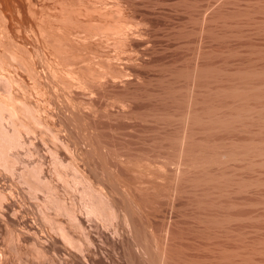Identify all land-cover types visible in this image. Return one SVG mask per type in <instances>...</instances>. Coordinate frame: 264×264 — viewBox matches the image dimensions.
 Segmentation results:
<instances>
[{
    "label": "rangeland",
    "instance_id": "rangeland-1",
    "mask_svg": "<svg viewBox=\"0 0 264 264\" xmlns=\"http://www.w3.org/2000/svg\"><path fill=\"white\" fill-rule=\"evenodd\" d=\"M0 5L6 99L34 132L0 164V264H264V0Z\"/></svg>",
    "mask_w": 264,
    "mask_h": 264
},
{
    "label": "bare ground",
    "instance_id": "bare-ground-1",
    "mask_svg": "<svg viewBox=\"0 0 264 264\" xmlns=\"http://www.w3.org/2000/svg\"><path fill=\"white\" fill-rule=\"evenodd\" d=\"M1 1V0H0ZM11 1H15V0H11ZM33 1V0H32ZM22 3V2H21ZM33 3H35V2H33ZM46 4V3H45ZM2 5V4H1ZM0 5V6H1ZM18 5V4H17ZM101 5V4H100ZM49 6V5H48ZM64 8V7H63ZM2 9H3V6H2ZM20 9V8H19ZM20 11V10H19ZM64 11V10H63ZM3 12V11H2ZM1 12V13H2ZM22 12V11H21ZM20 13V12H19ZM14 14V13H13ZM62 14H63V12H62ZM5 16V15H4ZM20 16H21V14H20ZM66 16V15H65ZM1 17H3V16H1ZM13 17V16H12ZM7 19V18H6ZM68 19V18H67ZM8 20V19H7ZM7 20H4V21H6L7 22ZM14 20V19H13ZM2 22H3V20H2ZM8 22H9V20H8ZM7 22V23H8ZM9 24V23H8ZM8 24H7V26H8ZM73 24V23H72ZM110 25V24H109ZM121 25V24H120ZM7 26H6V24L5 23H3L1 26H0V47L2 46V47H4L5 46V39H6V36H7ZM32 28V27H31ZM26 31L28 30V29H25ZM120 30V29H119ZM8 31H9V29H8ZM44 31H47V30H44ZM11 32V31H10ZM22 32V31H21ZM23 33V32H22ZM26 33H28V31L26 32ZM31 33V32H30ZM35 33V32H34ZM33 33V34H34ZM21 33H19V39H20V36H22L23 34H21ZM32 34V33H31ZM28 35V34H27ZM39 35V34H38ZM41 35H42V37H43V40L46 38V37H44V36H46L44 33H42L41 32ZM33 36V35H32ZM36 36V35H35ZM9 37H11V36H9ZM23 37V36H22ZM38 37V36H37ZM13 38V37H12ZM17 38V37H16ZM37 39V38H36ZM48 39H49V37H48ZM51 39V38H50ZM49 39V40H50ZM9 40H10V38H9ZM33 40V39H32ZM38 41L40 40L39 38L37 39ZM36 40V41H37ZM52 40V39H51ZM54 40H56L57 41V44L60 42V43H62V44H64V45H72L73 46V44H75L76 43V40L75 39H70V40H67V41H64V40H61V39H54ZM7 41V40H6ZM12 41H14V40H12ZM20 41H21V39H20ZM45 41L48 43V40L47 39H45ZM35 42V41H34ZM51 42V41H50ZM14 43H16V42H14ZM18 44L19 45H21L19 42H18ZM18 44H16V45H18ZM38 44V43H37ZM37 44H36V46H37ZM44 44V43H43ZM15 45V44H14ZM38 45H40L41 46V44H40V42H39V44ZM45 45V44H44ZM49 45V44H48ZM47 45V46H48ZM53 45V44H52ZM56 45V44H55ZM55 45H53V46H55ZM59 45V44H58ZM64 45H61V48H62V46H64ZM25 46L26 45H23V48H25ZM39 46V47H40ZM57 46V45H56ZM55 46V47H56ZM60 46V45H59ZM57 47V49H59L60 47ZM45 47V46H44ZM66 47H69V46H66ZM65 47V50H67V48ZM17 48V47H16ZM36 48V47H35ZM42 48V47H41ZM54 48V47H53ZM70 48V47H69ZM73 48V47H72ZM77 49V48H76ZM17 50V49H16ZM18 50H19V47H18ZM21 50V49H20ZM23 50V49H22ZM26 50V49H25ZM43 50V49H42ZM59 50H61V49H59ZM38 51V50H37ZM71 51V50H70ZM69 51V52H70ZM19 52V51H18ZM26 52V51H25ZM36 52V51H35ZM79 52H81L80 50H79ZM29 53V52H28ZM4 54H5V51H3L2 53H1V55H0V85H2V87L3 86H5L4 88H6L7 89V91L5 92V91H1L0 90V164L1 165H3L5 168H7V169H11L12 167H13V173H14V166L15 165H13V163H12V161H14L15 159H16V162L18 163L19 162V160H17L18 159V157L16 158L15 157V159L11 156V154L13 155L14 153H12V152H14L15 150H17V151H19L18 149L19 148H22V147H24V145H26L27 143H25L24 142V140H23V138L25 137V136H23L22 135V133L23 132H26L27 134L28 133H30V132H33V131H31L32 129H30L29 128V126L28 125H26V123H24V122H22L21 121V117H20V115L22 114L20 111H22V110H19V107H16L17 105H14V104H16V103H14V101H13V99L10 101V100H8V99H6V95H7V97H10L11 96V93H12V90L10 91L8 88H10L11 87V82L13 81V79L11 78V74H10V76L7 74V72H8V68H7V66H6V62H5V60L3 59V56H4ZM23 54V53H22ZM46 54V53H45ZM72 54H74V53H72ZM79 54V53H78ZM82 54V53H81ZM11 55V54H10ZM17 55H19L18 53H17ZM17 55H16V53L14 54H12V59L14 60V59H16L17 58ZM21 55V54H20ZM19 55V56H20ZM42 55V54H41ZM39 56V55H38ZM45 56V55H44ZM47 56V55H46ZM22 57H23V55H22ZM42 57V56H41ZM8 59V58H7ZM45 59V58H44ZM12 60V61H13ZM20 61H21V59H19ZM11 61V60H10ZM20 63V62H19ZM52 63V62H51ZM24 64V63H23ZM48 64H50V63H48ZM11 65V64H10ZM15 65V64H14ZM20 65H22V63L20 64ZM11 67V66H10ZM20 67V66H19ZM49 67H51V66H49ZM51 68H53V67H51ZM50 69V68H49ZM32 70H33V68H32ZM47 70V69H46ZM55 70V69H54ZM50 71H52V69L50 70ZM56 71V70H55ZM47 72H49V70L47 71ZM68 72V71H67ZM70 72V71H69ZM52 73V72H51ZM50 74V73H49ZM67 74V73H66ZM50 75H52V74H50ZM50 75H48L47 77H49ZM74 75V74H73ZM12 76H13V74H12ZM52 77H53V75H52ZM52 77H50V78H52ZM76 77V76H75ZM42 79L41 77H40V75L38 76V79ZM49 78V79H50ZM54 78H55V76H54ZM15 79V78H14ZM48 79V78H47ZM52 80H54L53 78H52ZM80 80H82V79H80ZM15 81H16V79H15ZM70 81V80H69ZM81 82L82 81H80L79 83L81 84ZM12 83H14V81L12 82ZM17 82H15V84H16ZM39 83V82H38ZM76 83V82H75ZM83 83V82H82ZM20 84V83H19ZM19 84H18V86H19ZM98 84V83H97ZM10 86V87H9ZM13 87H14V85H12ZM17 86V85H16ZM17 86V87H18ZM84 87H86V84L84 85ZM88 87V86H87ZM86 87V88H87ZM1 88V87H0ZM3 88V89H4ZM62 88V87H61ZM85 88V89H86ZM12 89V88H11ZM16 90V89H15ZM88 91V90H87ZM91 92V91H90ZM17 93V92H16ZM8 94H9V96H8ZM13 94V93H12ZM75 94V93H74ZM13 97V96H12ZM15 97V96H14ZM60 97V96H59ZM73 97V96H72ZM71 97V98H72ZM97 97V96H96ZM11 99V98H10ZM64 99V98H63ZM73 99V98H72ZM93 99V98H92ZM13 101V102H12ZM68 102V101H67ZM19 103V102H18ZM22 103V105L23 104H25V102L23 101V102H20V104ZM93 104V103H92ZM122 105V104H121ZM67 106V105H66ZM25 107H27L26 106V104H25ZM24 107V108H25ZM61 107V106H60ZM91 107V106H90ZM28 108V107H27ZM74 108V107H73ZM20 109H21V107H20ZM23 109V108H22ZM26 109V108H25ZM24 109V110H25ZM76 109V108H75ZM91 109V108H90ZM26 110H29V109H26ZM67 111V110H66ZM78 111V110H77ZM108 111V110H107ZM23 112V111H22ZM25 112H28V111H25ZM32 112V111H31ZM65 112V111H64ZM30 113V112H29ZM23 114H24V112H23ZM32 114V113H31ZM25 115V114H24ZM27 115H29V114H27ZM31 116V115H30ZM33 116V115H32ZM60 117V116H59ZM35 118V117H34ZM54 118V117H53ZM39 119L40 118H38L37 119V121H38V124L40 123V122H42L41 120L42 119H40V122H39ZM43 123V122H42ZM41 123V124H42ZM40 124V125H41ZM45 126V125H44ZM45 127H47V126H45ZM62 127V126H61ZM44 128V127H43ZM50 128V127H49ZM64 129V128H63ZM44 130V129H43ZM50 130V129H49ZM47 131V130H46ZM48 132V131H47ZM25 133V134H26ZM34 133V132H33ZM29 135V134H28ZM59 135V134H58ZM22 136H23V138H22ZM55 138V137H54ZM57 140V139H56ZM57 141H59V140H57ZM28 142V141H27ZM26 148H27V146H25ZM25 148V149H26ZM22 150V149H21ZM16 151V152H17ZM28 151H29V149H28ZM15 152V153H16ZM19 153V152H18ZM15 155V154H14ZM54 155V154H53ZM16 156V155H15ZM19 156V155H18ZM11 158H12V161H11ZM57 159H59V158H57ZM60 162V161H59ZM14 163H15V161H14ZM16 163V164H17ZM20 163V162H19ZM57 163V162H56ZM56 163H55V165H56ZM11 164H12V166H11ZM57 164H59V163H57ZM17 165H19V164H17ZM2 166V167H3ZM65 166V165H64ZM11 167V168H10ZM57 167V166H56ZM61 167V166H60ZM70 167V166H69ZM16 168V167H15ZM35 167L33 166L32 167V169H34ZM39 168H41V167H39ZM63 168V167H62ZM34 171H35V169H34ZM57 171V170H56ZM67 171V170H66ZM76 171H78L77 173L78 174H80L79 173V170H76ZM10 172V171H9ZM32 173L33 174H31V172H29V174H31L32 175V177H33V179L36 181V184H38L39 182H40V178H39V176H38V174L40 175L41 173H42V169H41V171L40 172H38L37 170L35 171V172H33L32 171ZM68 173V172H67ZM74 173V172H73ZM76 173V174H77ZM15 174V173H14ZM22 174H24V172L22 173ZM77 174V175H78ZM25 175H26V173H25ZM24 175V176H25ZM58 175H59V173H58ZM57 175V176H58ZM64 175V174H63ZM23 176V175H22ZM72 176V175H71ZM60 177H62V176H60ZM64 177V176H63ZM62 177V178H63ZM74 178L76 177V175L75 176H73ZM72 177V178H73ZM82 177H83V175H82ZM82 177H80V176H78V177H76V179L77 178H82ZM24 178V177H23ZM59 178V177H58ZM65 178H67L66 176H65ZM69 178V177H68ZM67 178V179H68ZM71 179L72 181L73 180H75V179ZM27 179V178H26ZM29 179V178H28ZM27 179V180H28ZM31 179V178H30ZM32 179V180H33ZM59 179H61V178H59ZM66 179V180H67ZM87 179V178H86ZM85 179V180H86ZM79 180V179H78ZM88 180V179H87ZM65 181V180H64ZM77 181V180H76ZM75 181V184H73V185H76V182ZM82 181H84V179H82ZM80 182V181H78V182H80V183H83V182ZM27 182V181H26ZM29 182H30V180H29ZM33 182V181H32ZM41 182H42V178H41ZM39 183V184H41L42 185V183ZM46 182H48V181H46ZM46 182H45V184H46ZM86 182V181H85ZM89 182V181H88ZM74 183V182H73ZM80 183H78L81 187H82V185L80 184ZM30 184V183H29ZM34 185V184H31L30 186H32V185H34L33 186V192L34 191H37L38 192V190H39V188H38V186L37 185ZM44 184V185H45ZM48 184V183H47ZM66 184V183H65ZM77 184V186L78 187H80L79 185ZM88 184V183H87ZM48 186V185H47ZM53 186V185H52ZM84 187L86 186V184L84 183V185H83ZM87 186H92V184H91V182H90V185H87ZM69 187H71L72 188V186H69ZM76 187V186H75ZM77 187V188H78ZM89 187H87V189L89 188ZM93 187V186H92ZM91 187V188H92ZM91 188H89L90 190L89 191H91V190H93V189H91ZM38 189V190H37ZM50 189V188H49ZM86 189V192L88 191ZM94 189H96V188H94ZM31 190V191H32ZM76 190V189H75ZM78 191L80 190V188H78L77 189ZM85 190V188H83V191ZM82 191V192H83ZM94 191V190H93ZM93 191L92 192H88V193H84L85 194V197H84V195H83V197H81L82 196V194L83 193H81L80 191V194H81V198L83 199V198H87L86 200H87V202H86V207H87V210H85V211H87L88 212V216H90V214H92V216H96L98 219H104L105 221H107V222H109L110 224H113L114 223V220H116L115 218H116V214H115V211L116 210H114L115 208L113 207V206H111V207H113V210L109 207L111 204H110V202H109V204H108V206H107V204L106 203H108L107 201L105 202L104 200V198L106 197V196H104V195H98L99 197H97L94 193H93ZM32 192V193H33ZM78 192V193H79ZM95 192V191H94ZM1 193V192H0ZM3 193V192H2ZM96 193V192H95ZM99 193H101V191L99 192ZM98 193V194H99ZM34 194V193H33ZM53 195V194H52ZM4 196V195H3ZM101 196H104V198L103 197H101ZM5 197V196H4ZM58 197V196H57ZM2 198V197H1ZM35 198V197H34ZM108 198V197H107ZM106 198V199H107ZM4 199V198H3ZM57 199V198H56ZM55 199V200H56ZM81 199V200H82ZM104 199V200H103ZM48 200V199H47ZM51 200V199H50ZM52 200H53V198H52ZM54 200V201H55ZM61 200V199H60ZM59 200V201H60ZM83 200H85V199H83ZM82 200V201H83ZM85 200V201H86ZM49 201V200H48ZM57 201V200H56ZM84 201V202H85ZM55 203V202H54ZM83 203V202H82ZM112 203V202H111ZM56 204V203H55ZM58 204V203H57ZM61 204V203H60ZM84 205V204H83ZM52 207V206H51ZM62 207V206H61ZM64 207V206H63ZM86 207L84 206V208L86 209ZM49 208V207H48ZM50 209V208H49ZM52 209V208H51ZM66 209V208H65ZM57 210V209H56ZM58 210H59V208H58ZM63 210H64V208H63ZM69 210V209H68ZM69 212V211H68ZM71 212V211H70ZM90 212V213H89ZM67 213V212H66ZM72 214V213H71ZM74 214V213H73ZM69 215V214H68ZM43 216H45V215H43ZM70 216V215H69ZM92 216H90V217H92ZM94 216V217H95ZM48 217V216H47ZM71 218L72 217H75V215L74 216H70ZM129 218V217H128ZM46 219V218H45ZM73 219H77V218H73ZM97 219V220H98ZM119 219V218H118ZM76 221V220H75ZM78 221V220H77ZM101 221V220H100ZM102 222H103V220H102ZM113 222V223H112ZM128 223H129V221H128ZM104 224H106V222H104ZM109 224V225H110ZM106 225H108V224H106ZM133 225V224H132ZM81 226V225H80ZM112 226V225H111ZM113 226H114V224H113ZM153 226V225H152ZM61 231H60V233L62 234V232H63V236L61 235V237H63V238H65L66 236H68L67 235V233H65V231L66 232H68L67 230H65V231H62V229H65V227H63L62 226V229L61 228H59ZM133 230V229H132ZM83 231V230H82ZM131 231V230H130ZM64 233L66 234L65 236H64ZM69 233V232H68ZM132 234V233H131ZM70 235V234H69ZM72 237V236H71ZM68 240H70L71 242H73V239L71 240V238H67ZM67 239H65L64 240V242H66V240ZM67 240V242L66 243H69V241ZM87 240H89V239H87ZM70 242V243H71ZM73 243H75V242H73ZM70 245V244H69ZM73 245V244H72ZM71 246V245H70ZM82 246V245H81ZM79 247V246H78ZM78 251V250H77ZM80 251V250H79Z\"/></svg>",
    "mask_w": 264,
    "mask_h": 264
}]
</instances>
